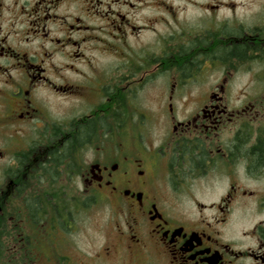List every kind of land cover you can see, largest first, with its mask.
I'll use <instances>...</instances> for the list:
<instances>
[{"label": "flooded vegetation", "instance_id": "flooded-vegetation-1", "mask_svg": "<svg viewBox=\"0 0 264 264\" xmlns=\"http://www.w3.org/2000/svg\"><path fill=\"white\" fill-rule=\"evenodd\" d=\"M149 2L0 0V247L14 259L30 229L64 235L100 203L116 217L107 260L264 264V95L229 93L242 63L227 65L223 34L163 44ZM258 36L233 43L264 66Z\"/></svg>", "mask_w": 264, "mask_h": 264}, {"label": "rangeland", "instance_id": "rangeland-1", "mask_svg": "<svg viewBox=\"0 0 264 264\" xmlns=\"http://www.w3.org/2000/svg\"><path fill=\"white\" fill-rule=\"evenodd\" d=\"M143 1L146 5L150 4L149 0ZM158 3L162 5L161 8L156 7L155 12L147 8L145 14L155 15L162 21L157 27L162 32L163 44L170 45L174 36L186 38L185 33H191V38L196 41L202 40L207 34L212 36L221 33L228 43V33L232 39L234 37L237 40L244 33L254 35V32L260 34L264 31V0H156ZM235 34L241 36L236 37ZM145 40L147 43L152 41L149 35H145ZM178 43L182 45L180 41ZM207 89L187 87L184 91L187 94H201ZM162 90L168 92L166 83L162 84ZM229 93L234 98L264 95V66L261 62L248 61L240 65ZM161 127L163 132L164 125ZM74 220L72 228L65 231L64 235L56 231L52 238L41 228L30 229L28 246L31 249L28 254L32 261L24 263L19 256L15 259L11 257L13 264H129L123 258L110 261L100 256L110 228L116 221V217L115 221L111 218L106 205L83 204L74 215ZM7 250L6 260L9 253L11 255L9 248Z\"/></svg>", "mask_w": 264, "mask_h": 264}, {"label": "trees", "instance_id": "trees-1", "mask_svg": "<svg viewBox=\"0 0 264 264\" xmlns=\"http://www.w3.org/2000/svg\"><path fill=\"white\" fill-rule=\"evenodd\" d=\"M254 34H258V32H254ZM231 36L230 33H228V36ZM236 37L237 35L241 36V34H235ZM264 35V31H261L259 36L261 38V36ZM211 36V35H210ZM215 36V35H212V37ZM229 36V42L226 46V57H227V60H228V64H229V61H231V59L233 58H236L237 60H240L242 64L245 63V61L247 60H251L252 57H254L253 55V52H252V47H251V44L250 43H238V44H235L233 43L235 41V39H232L231 37ZM243 36V35H242ZM248 41H251L249 39H247ZM259 58L263 59L264 60V46L260 47L259 48ZM68 216H72L71 213L68 211ZM8 248L5 247L4 245L2 247H0V264H13V262L11 261V255L9 253V256H8V259L6 260V251ZM31 249L29 248L28 244L27 245H24L22 246L20 249H19V258L22 259V262H26V261H32L31 258L29 257V254H28V250ZM23 264V263H21Z\"/></svg>", "mask_w": 264, "mask_h": 264}]
</instances>
